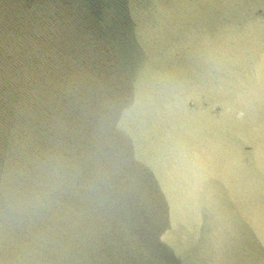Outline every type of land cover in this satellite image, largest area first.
Masks as SVG:
<instances>
[{
    "label": "water",
    "instance_id": "95a60500",
    "mask_svg": "<svg viewBox=\"0 0 264 264\" xmlns=\"http://www.w3.org/2000/svg\"><path fill=\"white\" fill-rule=\"evenodd\" d=\"M0 264H264V0H0Z\"/></svg>",
    "mask_w": 264,
    "mask_h": 264
}]
</instances>
